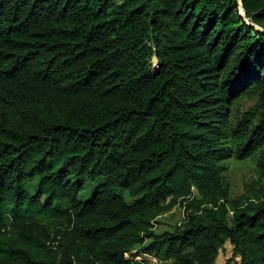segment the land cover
<instances>
[{
	"label": "trees",
	"instance_id": "1",
	"mask_svg": "<svg viewBox=\"0 0 264 264\" xmlns=\"http://www.w3.org/2000/svg\"><path fill=\"white\" fill-rule=\"evenodd\" d=\"M242 7L0 0V264H212L225 240L264 264V0ZM256 152L231 197L225 161Z\"/></svg>",
	"mask_w": 264,
	"mask_h": 264
},
{
	"label": "rangeland",
	"instance_id": "2",
	"mask_svg": "<svg viewBox=\"0 0 264 264\" xmlns=\"http://www.w3.org/2000/svg\"><path fill=\"white\" fill-rule=\"evenodd\" d=\"M153 64L155 62L153 61ZM256 101L255 96H243L238 99L235 107L233 106L232 115H236L237 110H245L254 105ZM258 158V153H254L244 159H236L234 157L228 158L225 161L227 169L224 171L225 177L230 185V195L231 197H238L241 195H251L257 188V168L256 162ZM102 178L98 177L94 180L86 179L84 185L78 193L79 198L86 197V194L90 191L91 187L95 182L101 181ZM126 200L130 201L132 196H130L126 191H121ZM183 217V210L180 205H175L170 209V211L161 214L157 217V222L155 223V229L161 231L164 229H172L175 224H177ZM231 260L228 262V259ZM240 256L232 250V245L228 240H225L223 245L219 247L218 252L214 258L212 264H239Z\"/></svg>",
	"mask_w": 264,
	"mask_h": 264
},
{
	"label": "built area",
	"instance_id": "3",
	"mask_svg": "<svg viewBox=\"0 0 264 264\" xmlns=\"http://www.w3.org/2000/svg\"><path fill=\"white\" fill-rule=\"evenodd\" d=\"M133 264H161V259L153 252H141L135 257Z\"/></svg>",
	"mask_w": 264,
	"mask_h": 264
},
{
	"label": "water",
	"instance_id": "4",
	"mask_svg": "<svg viewBox=\"0 0 264 264\" xmlns=\"http://www.w3.org/2000/svg\"><path fill=\"white\" fill-rule=\"evenodd\" d=\"M236 1H237V7H238L240 15L245 18L243 7H242V0H236ZM245 20L247 21L246 18H245ZM250 25L254 26L256 29H258L260 31H264V29L262 27L254 24V23H250Z\"/></svg>",
	"mask_w": 264,
	"mask_h": 264
}]
</instances>
